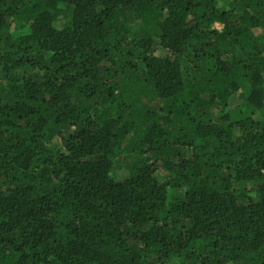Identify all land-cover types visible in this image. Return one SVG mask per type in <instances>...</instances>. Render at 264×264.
Listing matches in <instances>:
<instances>
[{
  "label": "trees",
  "instance_id": "obj_1",
  "mask_svg": "<svg viewBox=\"0 0 264 264\" xmlns=\"http://www.w3.org/2000/svg\"><path fill=\"white\" fill-rule=\"evenodd\" d=\"M217 1L0 0V264H264V0Z\"/></svg>",
  "mask_w": 264,
  "mask_h": 264
},
{
  "label": "rangeland",
  "instance_id": "obj_2",
  "mask_svg": "<svg viewBox=\"0 0 264 264\" xmlns=\"http://www.w3.org/2000/svg\"><path fill=\"white\" fill-rule=\"evenodd\" d=\"M217 6H218V8H221V9H223V8H224V9H229V8L231 7V6H230V3H229L228 0H218V1H217ZM132 25H134V23H133ZM213 28H214V29H217V30H221V29H222V27H221V25H220L219 23H214V24H213ZM258 31H259V30H258ZM258 33H259L262 37H264V30L261 29ZM154 50H155L156 54H161V51L158 49V47H157L156 45H155ZM239 101H240V99H239L238 97H235V98L232 100V104H233V105L238 104ZM225 112H226V110L222 109V108L218 105V106H215V107H214L213 115L219 117V116H222L223 114H225ZM124 159H125V158H124ZM128 162H129V159H127V158H126L125 160L122 159L121 162L116 163L115 167H116V169H117L118 171L122 172L123 169L125 168V166H126V164H127Z\"/></svg>",
  "mask_w": 264,
  "mask_h": 264
}]
</instances>
